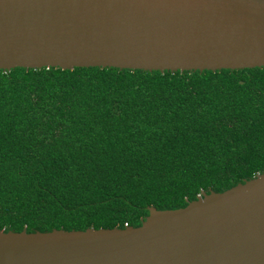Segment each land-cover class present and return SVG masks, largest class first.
<instances>
[{"label": "trees", "instance_id": "obj_1", "mask_svg": "<svg viewBox=\"0 0 264 264\" xmlns=\"http://www.w3.org/2000/svg\"><path fill=\"white\" fill-rule=\"evenodd\" d=\"M264 172V67L0 70V230L137 227Z\"/></svg>", "mask_w": 264, "mask_h": 264}, {"label": "water", "instance_id": "obj_2", "mask_svg": "<svg viewBox=\"0 0 264 264\" xmlns=\"http://www.w3.org/2000/svg\"><path fill=\"white\" fill-rule=\"evenodd\" d=\"M264 67V0H0V70ZM137 227L0 230V264H264V172Z\"/></svg>", "mask_w": 264, "mask_h": 264}]
</instances>
